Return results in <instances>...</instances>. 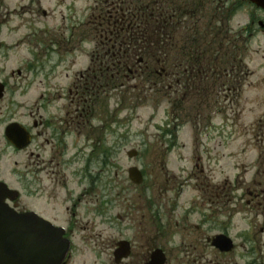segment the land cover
<instances>
[{
  "label": "flooded vegetation",
  "instance_id": "af4514ba",
  "mask_svg": "<svg viewBox=\"0 0 264 264\" xmlns=\"http://www.w3.org/2000/svg\"><path fill=\"white\" fill-rule=\"evenodd\" d=\"M96 14L97 42L80 48L86 67L64 88L54 82L55 70L66 65L59 56L79 49H60L57 37L44 46L42 36L34 40L31 35L38 46L30 50L28 59L20 48L24 42L13 43L10 34L3 33L0 15V212L35 213L63 229L70 247L62 264H87L89 259L75 248L74 233L89 225L94 230L97 218L100 224H107L111 191L101 178L102 171L91 172L93 163L106 165L103 145L108 123L112 125L118 113L116 102L109 120L103 102L120 99L122 108L120 96L127 89L138 90L133 77L136 68L144 66V60L137 58L124 78L121 64L110 53L116 46L108 47L106 42L113 40L114 30L109 33L106 27L100 33L99 18L107 17L114 27L118 25V35L124 33L125 23L132 22L137 39L140 22L163 18L164 65L158 62L144 70L163 76L167 100L180 102L182 108L191 104L189 111L199 118L210 102L219 114L229 111L221 108L219 101L234 106L248 89L253 106L247 113L254 117L246 126L232 127L229 141L243 142L236 152L225 155L232 162L231 175L217 180L197 165L199 173L186 180L166 174L163 195L145 198L142 205L129 203L122 217H117L119 222L131 221L132 237L124 238L121 227V239L112 243L111 253L95 254L93 262L264 264V49L251 48L258 37L264 39V8L249 0H101ZM237 17L244 23L233 28ZM91 24L90 18L86 26ZM102 40L104 45H100ZM136 43L134 50L143 52L142 45ZM151 50L154 53L156 49ZM254 52L259 54V62L248 60ZM73 64L61 68L66 78ZM129 83L135 86L127 88ZM244 113L233 112L236 116ZM247 148L252 151L250 157ZM187 180L194 181L191 187L197 194L190 206L177 214ZM172 192L174 200L157 202ZM82 213L92 217L86 227ZM237 218L246 227L237 225L240 228L234 231ZM206 224L210 235L203 232Z\"/></svg>",
  "mask_w": 264,
  "mask_h": 264
},
{
  "label": "rangeland",
  "instance_id": "374dc122",
  "mask_svg": "<svg viewBox=\"0 0 264 264\" xmlns=\"http://www.w3.org/2000/svg\"><path fill=\"white\" fill-rule=\"evenodd\" d=\"M100 2L101 0H0V15L4 19L2 30L6 36L10 34L11 42H24L20 48H22L21 51L27 52L28 59L31 58L30 50L38 46V43L32 41L31 35L34 36V40H39L42 36L44 46L49 40L57 37L60 49L65 48L68 51L72 48L79 49V52L75 54L59 56L60 61L66 64L61 65V68L68 67L67 65L74 62L72 68L70 67L71 70L67 72L69 79L65 77L66 71L61 68L55 70L57 80L54 82L57 87L64 88L71 82L76 72L86 67L80 48L87 46L84 43L86 38H90L91 44L94 45L95 35L89 34L90 37H88L89 35L85 34L87 30L85 24L92 17L94 9L99 8ZM243 23V18L237 17L232 22V27L236 28ZM261 44L264 45V39L258 37L251 44L252 51L263 50L264 48L260 47ZM248 60L259 62V54L255 52L250 54ZM253 66L250 67L253 68ZM49 67L51 66L48 65ZM137 92V90L135 92L129 90L120 96L126 107L119 106L120 99L109 98L108 101L103 102L109 110V120L116 107V102H118V113L112 125L108 123L106 143L103 145L107 152L106 165L93 163L91 172L95 175L102 171L101 178L110 184L111 191L107 196L109 201L107 224H100L97 218L94 221V230H91V225H89L87 229H79L74 233L75 248L89 259L86 261L87 264H101V261L93 262L94 255L110 254L112 243L121 239L122 234L124 238L132 237L131 221L119 222L117 217H122L129 203L142 205L145 198L150 199L158 193L163 195L166 189V174L175 175L180 181L186 180L188 176L199 173V170L195 169L197 165L203 168L205 175L217 180L231 175L233 173L232 162L225 155L230 151L236 152L243 142V140L229 141L232 127L234 125L246 126L254 117L247 113V110L253 106L250 101L252 93L248 89L243 94V98L234 106L229 102L219 101L221 108L224 106L229 111L219 114L220 112L216 107L212 108V102H210L209 106L204 108L202 117L199 118L194 117L189 111L192 108L191 104L177 111L175 106L171 107L168 100L160 94L146 93L139 100L136 95L132 94ZM33 93H35L34 90ZM232 108H234L233 111ZM193 111L195 112V109ZM240 111H246V113L242 116L233 114V112ZM210 114L211 117H209ZM245 114L249 116L245 118ZM176 115H178L177 122H175ZM174 125L178 127L175 129ZM226 127L229 129L227 130ZM171 129L176 130L175 137L166 135L165 132L168 133ZM172 139L176 145L170 150L168 145L173 142ZM131 151L138 153L137 158L127 157ZM251 154L252 151L248 149V156L250 157ZM242 159L243 156L238 161ZM132 167L138 168L143 173L144 183L139 187H135L128 180V170ZM186 182L187 186L179 200L180 209L177 214H182L197 194L191 187L194 181L187 180ZM118 192H120L119 197H117ZM174 195L173 192L166 194L163 198H157V202L164 204L166 199L174 200ZM92 208L93 206L87 210ZM81 215L84 216L83 213ZM78 216L80 217L79 213ZM89 219L93 222L91 215L84 216V227H86L85 223L90 221ZM235 224L242 228L246 227L238 218ZM121 227H124V231L120 235ZM209 228L208 224L204 226V234L209 233ZM239 228L237 226L234 231ZM106 244L109 251L106 250ZM205 253L210 254V251ZM74 264H81V262Z\"/></svg>",
  "mask_w": 264,
  "mask_h": 264
},
{
  "label": "water",
  "instance_id": "95a60500",
  "mask_svg": "<svg viewBox=\"0 0 264 264\" xmlns=\"http://www.w3.org/2000/svg\"><path fill=\"white\" fill-rule=\"evenodd\" d=\"M264 8V0H250ZM135 151L128 153L129 158ZM129 179L136 185L143 181L136 168L129 170ZM61 229L35 214L0 212V264H61L69 243Z\"/></svg>",
  "mask_w": 264,
  "mask_h": 264
},
{
  "label": "trees",
  "instance_id": "16d2710c",
  "mask_svg": "<svg viewBox=\"0 0 264 264\" xmlns=\"http://www.w3.org/2000/svg\"><path fill=\"white\" fill-rule=\"evenodd\" d=\"M97 12V10H96ZM95 12V13H96ZM95 18L93 19L92 23V30L95 33V29L97 28V24ZM99 23H101V26H99V32L102 33L101 29H104L107 27L109 29V33L114 30L111 38L113 40H106L108 47H110L112 44L116 46V49L111 50L110 53H114L117 59H115V62L117 60L121 64V67L123 69V72L125 74L124 78H126L127 74V68H131L132 65H134L137 58H142L144 60L143 65L149 67L155 66L158 62H160V65H164V58H165V37H164V27L165 22L163 18L161 20H156V18L148 19L147 21L140 22L141 27V34L139 38L136 37V30L133 26L132 22L125 23L126 26L124 28V33H120L118 35L116 31L119 30V27H114V23L112 20H108L107 17L99 18ZM108 37V36H107ZM110 37V36H109ZM108 37V38H109ZM103 43L100 45H104L106 43L104 40H102ZM136 42L140 43L142 45V51L143 52H137L134 50V47L136 46ZM120 48L118 50L117 48ZM155 48V52L151 50L152 48ZM138 53V54H137ZM144 66H141L137 69V74H134L135 80L137 81L138 85V92L132 93L133 95H136L139 100L142 99L143 96H145L146 93L153 94V95H162L166 98V93L164 90L163 85V76L159 77L160 75H150L148 70H144ZM157 66V65H156ZM141 68V69H140ZM158 69V68H157ZM159 70V69H158ZM132 77L129 75V78ZM151 78H155V81H153ZM140 85V86H139ZM132 91L135 92V89L130 88ZM125 106V102L123 104ZM177 111L181 110L182 105L180 102L173 103ZM126 107V106H125ZM178 115L175 117V122L178 120ZM174 123V122H173ZM178 127L174 125V128L176 129ZM175 129L168 130V133H166L169 137H175ZM171 139V138H170ZM173 141V139H172ZM175 142H171L170 146H174Z\"/></svg>",
  "mask_w": 264,
  "mask_h": 264
}]
</instances>
